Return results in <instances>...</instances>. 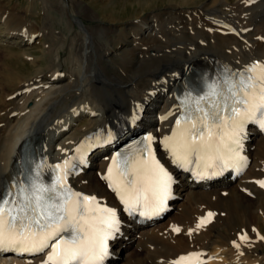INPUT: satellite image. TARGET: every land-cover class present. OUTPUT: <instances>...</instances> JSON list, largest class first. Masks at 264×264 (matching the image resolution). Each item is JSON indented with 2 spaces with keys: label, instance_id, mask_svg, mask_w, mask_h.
<instances>
[{
  "label": "bare ground",
  "instance_id": "1",
  "mask_svg": "<svg viewBox=\"0 0 264 264\" xmlns=\"http://www.w3.org/2000/svg\"><path fill=\"white\" fill-rule=\"evenodd\" d=\"M178 1L167 6L170 16H178L170 31L161 28L159 13L137 15L123 25L108 20L86 25L83 20L101 18L83 0H28L27 11L0 0V40L16 38L20 46L30 47L39 39V58L48 56L34 77L2 91L0 194L13 180L22 183L18 170L25 171L27 180L39 170V179L51 183L55 165L67 160L72 165L68 186L116 211L119 232L108 241L107 264H175L181 256H194V264H264V131L254 126L245 131L248 167L242 174L226 171L203 183L173 164L162 143L176 128L179 104L184 111L189 94L194 99L206 93L225 69L240 72L264 62V0ZM36 7L43 24L28 19ZM190 24L213 45H197V51L182 50V55L168 39L182 36ZM250 45L258 56L235 55ZM141 133L154 138L158 158L174 177L168 211L147 223L126 214L102 178L117 144ZM86 145L89 154H81ZM209 212L210 221L198 228ZM50 251H0V264H44Z\"/></svg>",
  "mask_w": 264,
  "mask_h": 264
},
{
  "label": "snow or ice",
  "instance_id": "2",
  "mask_svg": "<svg viewBox=\"0 0 264 264\" xmlns=\"http://www.w3.org/2000/svg\"><path fill=\"white\" fill-rule=\"evenodd\" d=\"M184 105L176 128L162 141L172 163L184 170L195 164L203 169L202 175H209L208 169L217 175L216 169L235 167L245 159L240 148L246 125L255 123L264 129V62L240 72L225 69L206 93L194 99L189 94ZM153 139L147 136L133 154L114 159L102 177L126 210H139L141 216L163 211L174 183L156 158ZM71 167L67 160L55 165L56 175L47 184L37 170L35 177L23 183L13 180L0 194V251L51 249L44 264H103L110 254L108 241L119 232L120 222L114 209L68 186ZM260 185L264 187V181ZM212 216L209 212L197 227ZM173 231L179 233L180 228ZM186 259L181 256L175 264Z\"/></svg>",
  "mask_w": 264,
  "mask_h": 264
},
{
  "label": "rangeland",
  "instance_id": "3",
  "mask_svg": "<svg viewBox=\"0 0 264 264\" xmlns=\"http://www.w3.org/2000/svg\"><path fill=\"white\" fill-rule=\"evenodd\" d=\"M3 1L11 9L18 8L20 11H27L26 9L28 8V0L27 1L26 0H3ZM83 1H84V5L86 4L89 5L92 9H94L96 13H98V15L101 18V20H83L85 24L87 23L86 25H89V24L96 25L97 24L96 22L98 21H102L103 23H106V24H108L109 21H111L114 24L118 23L119 25H123L124 23H127V21L132 19L134 16L139 15L140 17L141 16L147 17L148 15H152L153 13H156V14L159 13L158 16L159 15L161 16V17L159 16L161 20L165 17L167 18V19L166 18L163 19L162 21L158 19L160 21L159 22L160 26L162 25L161 28H164L166 30L169 29L170 31H172L171 30L172 28H170L171 23L176 21L175 17L177 15L173 17L174 16L173 13L169 9H167V6H170L173 4L176 5L177 3L178 4L180 3L178 0H176L177 2L175 0H83ZM82 8L83 7H81V9ZM34 11H35L34 15H33V12L28 13L29 16L31 15L30 17H28V19L30 18L29 20L37 25L38 23L43 24L44 16L37 13L38 7L34 8ZM168 11H170V13ZM170 15H173V16H170ZM107 20H108V23H107ZM171 20L172 22H170ZM148 21L151 23L152 19L149 18ZM55 25H56L55 27L59 30L62 28L61 25L59 24H55ZM187 26L188 28L189 27L190 28L186 29ZM187 26L184 32H180L182 33V36L179 34H175L168 39L169 43L172 44L173 47L176 48V50L178 49L176 52H179V53L181 52L182 55H185V54H189L188 51L189 52L197 51L199 49V46L208 47L209 44L213 45L211 42H205L203 39H201V36L199 35L201 34V31H200L201 28L198 29V26H196L194 29L192 24L187 25ZM181 29H184L183 26L181 27ZM38 40L39 39H37L35 43H33V45H31L30 47L20 46V44L17 43L18 40L16 38L0 40V97L5 87H8V85L10 86L12 84H16L19 80H24V79L27 80V79H30L31 77H34L36 73L38 72V70L47 64L48 56H45L42 59L39 58L41 57V53L39 52V49L41 48V46ZM96 43L102 44V40L98 39ZM193 43H196L195 44L196 47L193 45ZM193 47L195 50L193 49ZM249 47H246L247 48L246 50L236 52L235 55L237 54L238 56L244 59L250 54L252 56H258L256 50H251L253 46L250 45ZM182 50L185 51L184 52L185 54L182 52ZM24 52H27L28 57L23 56ZM231 52H234V51L231 50ZM62 56H63V59L66 60L67 53L63 52ZM34 60L37 63L34 62ZM117 61L121 62L122 59H117ZM3 77H5L4 80H2ZM6 78L8 80H6Z\"/></svg>",
  "mask_w": 264,
  "mask_h": 264
}]
</instances>
